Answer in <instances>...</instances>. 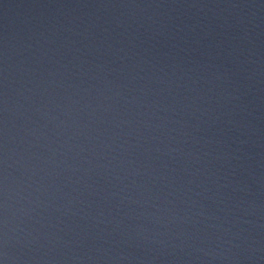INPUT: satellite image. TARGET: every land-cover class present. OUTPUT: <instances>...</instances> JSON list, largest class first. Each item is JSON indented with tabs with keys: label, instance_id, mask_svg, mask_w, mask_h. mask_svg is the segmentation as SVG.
<instances>
[{
	"label": "water",
	"instance_id": "obj_1",
	"mask_svg": "<svg viewBox=\"0 0 264 264\" xmlns=\"http://www.w3.org/2000/svg\"><path fill=\"white\" fill-rule=\"evenodd\" d=\"M0 264H264V0H0Z\"/></svg>",
	"mask_w": 264,
	"mask_h": 264
}]
</instances>
